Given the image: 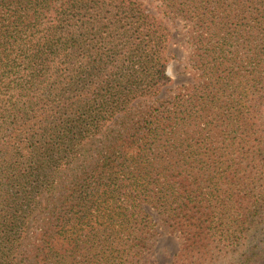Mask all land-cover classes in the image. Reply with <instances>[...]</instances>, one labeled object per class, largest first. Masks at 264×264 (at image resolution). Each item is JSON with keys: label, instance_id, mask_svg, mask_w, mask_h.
<instances>
[{"label": "trees", "instance_id": "obj_1", "mask_svg": "<svg viewBox=\"0 0 264 264\" xmlns=\"http://www.w3.org/2000/svg\"><path fill=\"white\" fill-rule=\"evenodd\" d=\"M150 210L264 264V0H0V264H140Z\"/></svg>", "mask_w": 264, "mask_h": 264}, {"label": "rangeland", "instance_id": "obj_2", "mask_svg": "<svg viewBox=\"0 0 264 264\" xmlns=\"http://www.w3.org/2000/svg\"><path fill=\"white\" fill-rule=\"evenodd\" d=\"M152 10L159 12L152 7ZM171 32V45L169 53L177 59L170 60L169 74L174 79V84L169 89L173 93L177 87L188 85L192 81L190 68L188 67L191 51L184 43V31L180 23L167 22ZM172 92H165L163 95H171ZM152 217L157 224V235L151 240L149 250L143 255L140 264H172L173 258L181 248V238L176 232H172L165 224L164 219L157 212L150 210Z\"/></svg>", "mask_w": 264, "mask_h": 264}]
</instances>
